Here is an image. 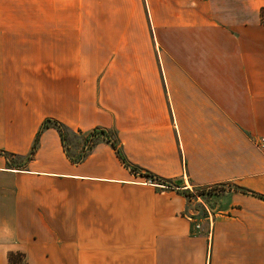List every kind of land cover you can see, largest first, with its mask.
<instances>
[{
	"label": "crops",
	"instance_id": "obj_1",
	"mask_svg": "<svg viewBox=\"0 0 264 264\" xmlns=\"http://www.w3.org/2000/svg\"><path fill=\"white\" fill-rule=\"evenodd\" d=\"M0 8V264H264V0Z\"/></svg>",
	"mask_w": 264,
	"mask_h": 264
},
{
	"label": "trees",
	"instance_id": "obj_2",
	"mask_svg": "<svg viewBox=\"0 0 264 264\" xmlns=\"http://www.w3.org/2000/svg\"><path fill=\"white\" fill-rule=\"evenodd\" d=\"M47 127H54V128H56L62 140L64 138V131L65 130H68L63 124H61L58 121H53V120H50V119L44 120L43 123L41 124V126H40L37 134H36L35 141H34V143L32 145L31 151H30L29 155L27 156L26 160L27 159H30L32 157L33 153L35 152V150L37 148V139H38L41 131L44 128H47ZM96 131H100V133H102V134L108 133V131H106L104 129H93L91 132H89L90 133V136H94L96 134ZM106 139H107V141L110 142V144H111L113 150L115 151V154L118 157V159L120 160V162L124 166L129 167L131 171L136 172V168L135 167H130L127 164V162L125 161V158L121 154L120 149L118 147V144H117L116 140L115 139H110L109 136H107ZM0 153L3 154L5 157H9V154H7L5 152H0ZM85 153H86V150L85 151H82L81 155L77 158L78 159L77 161H80L83 158V156L85 155ZM143 175H146V176H149L151 178H154V175H152L150 173H147V172L146 173H143ZM185 194H188V191H186ZM7 258H8V264H26L25 256L21 252H10L8 254V257Z\"/></svg>",
	"mask_w": 264,
	"mask_h": 264
},
{
	"label": "rangeland",
	"instance_id": "obj_3",
	"mask_svg": "<svg viewBox=\"0 0 264 264\" xmlns=\"http://www.w3.org/2000/svg\"><path fill=\"white\" fill-rule=\"evenodd\" d=\"M8 13V9L0 8V15H6ZM107 136H109L110 139H114L113 134L108 133H100V131H96V134L94 136H90V133L81 135L79 133H72L70 130L64 131V146L67 150L68 154H73V158L77 159L82 151H88L91 149V147L99 140H106ZM106 137V138H105ZM74 147V148H73ZM71 149H74V153L71 151ZM71 152V153H70ZM11 163L13 165H21L22 159L20 158H11ZM214 189H209V193H213ZM194 194L201 195L203 194V191L200 189L193 190Z\"/></svg>",
	"mask_w": 264,
	"mask_h": 264
},
{
	"label": "built area",
	"instance_id": "obj_4",
	"mask_svg": "<svg viewBox=\"0 0 264 264\" xmlns=\"http://www.w3.org/2000/svg\"><path fill=\"white\" fill-rule=\"evenodd\" d=\"M254 146L258 149H264V136L255 137L252 139Z\"/></svg>",
	"mask_w": 264,
	"mask_h": 264
}]
</instances>
